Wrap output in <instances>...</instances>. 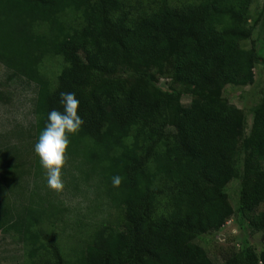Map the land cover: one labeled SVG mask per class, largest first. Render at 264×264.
Returning <instances> with one entry per match:
<instances>
[{
    "label": "trees",
    "instance_id": "trees-1",
    "mask_svg": "<svg viewBox=\"0 0 264 264\" xmlns=\"http://www.w3.org/2000/svg\"><path fill=\"white\" fill-rule=\"evenodd\" d=\"M149 3L0 0V63L36 87L34 123L0 136V244H19L21 264H213L195 240L235 214L263 247L228 251L224 264H264V99L243 136L223 97L254 82L259 54L242 46L251 0ZM44 61L59 64L52 80ZM58 160L119 212L69 251L47 186Z\"/></svg>",
    "mask_w": 264,
    "mask_h": 264
},
{
    "label": "rangeland",
    "instance_id": "rangeland-1",
    "mask_svg": "<svg viewBox=\"0 0 264 264\" xmlns=\"http://www.w3.org/2000/svg\"><path fill=\"white\" fill-rule=\"evenodd\" d=\"M127 2V0H124ZM132 4L137 0H128ZM150 4L154 0H141ZM145 4V5H146ZM246 24L252 26L251 37L242 43L246 49L253 48L258 52V61L254 66V82L248 86L227 85L223 90V97L239 109L245 119L243 136L249 133L252 112L264 99V0H251ZM59 64L53 65L44 61L42 70H46V76L52 80L59 72ZM161 86H167L169 81L160 79ZM0 88L7 98L0 103V136L7 138L9 132L17 128H27L34 123L32 114L33 100L36 87L21 79H9L8 73L0 63ZM182 102L187 104L190 98L184 96ZM10 142H16L9 137ZM48 171V190L53 195L55 202H61V219L56 225L61 247L69 251L75 245L83 246L82 238L86 237L91 227L104 222L115 224L119 212L108 204L106 198L98 196L93 182L78 183L73 179L77 172L66 162L56 161ZM33 177H28L26 184L32 187ZM239 180H232L227 185L228 201L234 210L238 206ZM44 193V190H42ZM264 211V199L257 209ZM264 237V236H263ZM262 232H253L247 224L236 214L231 216L218 232L203 234L197 237L195 242L207 253L213 264H224L223 255L228 251L238 252L244 246H251L256 250L263 247ZM21 246L11 237H4L0 244V264H21Z\"/></svg>",
    "mask_w": 264,
    "mask_h": 264
},
{
    "label": "water",
    "instance_id": "water-1",
    "mask_svg": "<svg viewBox=\"0 0 264 264\" xmlns=\"http://www.w3.org/2000/svg\"><path fill=\"white\" fill-rule=\"evenodd\" d=\"M263 242H264V237H263Z\"/></svg>",
    "mask_w": 264,
    "mask_h": 264
}]
</instances>
